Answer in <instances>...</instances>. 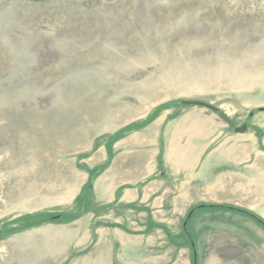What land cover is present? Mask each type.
I'll list each match as a JSON object with an SVG mask.
<instances>
[{
	"label": "rangeland",
	"instance_id": "1",
	"mask_svg": "<svg viewBox=\"0 0 264 264\" xmlns=\"http://www.w3.org/2000/svg\"><path fill=\"white\" fill-rule=\"evenodd\" d=\"M200 203L264 221V0H0V264H190ZM188 228L264 264L247 215Z\"/></svg>",
	"mask_w": 264,
	"mask_h": 264
},
{
	"label": "trees",
	"instance_id": "2",
	"mask_svg": "<svg viewBox=\"0 0 264 264\" xmlns=\"http://www.w3.org/2000/svg\"><path fill=\"white\" fill-rule=\"evenodd\" d=\"M203 210H227V211H232V212H236V213H240L243 215H247L249 217H251L252 219H254L256 222H258L259 224L264 226V221L259 218L258 216L254 215L253 213H251L250 211L244 209V208H239V207H235V206H230V205H224V204H216V205H208V204H204V203H200L197 204L193 207H191L184 219L183 222V231L185 233V235L188 237V240L191 244V248H192V253H193V261L194 264H197V252H196V248L193 242V238L192 235L189 231V223L191 221V219L199 212V211H203ZM53 219V218H51Z\"/></svg>",
	"mask_w": 264,
	"mask_h": 264
},
{
	"label": "crops",
	"instance_id": "3",
	"mask_svg": "<svg viewBox=\"0 0 264 264\" xmlns=\"http://www.w3.org/2000/svg\"><path fill=\"white\" fill-rule=\"evenodd\" d=\"M236 259L242 261L238 262ZM190 260L191 263L193 264L192 253ZM201 264H261V263H259L257 258L255 257L244 256L242 258H231V257H222L217 254H210L205 258V261Z\"/></svg>",
	"mask_w": 264,
	"mask_h": 264
},
{
	"label": "water",
	"instance_id": "4",
	"mask_svg": "<svg viewBox=\"0 0 264 264\" xmlns=\"http://www.w3.org/2000/svg\"><path fill=\"white\" fill-rule=\"evenodd\" d=\"M185 103L186 104H193V103H195V104H204V103H202V102H194V101H185ZM208 107H210V108H213V109H215L216 110V108H214L213 106H211V105H207ZM222 115V117L231 125V126H234V122L227 116V115H225L224 113H222L221 114ZM246 125H243L242 127H238V128H236V131H238V132H243V131H245L246 130Z\"/></svg>",
	"mask_w": 264,
	"mask_h": 264
}]
</instances>
